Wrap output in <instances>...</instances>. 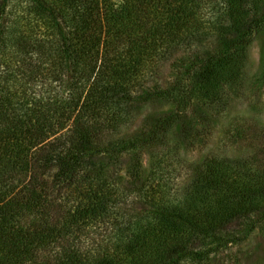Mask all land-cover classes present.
Segmentation results:
<instances>
[{"label": "trees", "instance_id": "16d2710c", "mask_svg": "<svg viewBox=\"0 0 264 264\" xmlns=\"http://www.w3.org/2000/svg\"><path fill=\"white\" fill-rule=\"evenodd\" d=\"M262 28L264 0H0V264H232L264 227L263 161L190 165L177 200L158 149L175 126L208 142L192 113L228 105Z\"/></svg>", "mask_w": 264, "mask_h": 264}, {"label": "rangeland", "instance_id": "374dc122", "mask_svg": "<svg viewBox=\"0 0 264 264\" xmlns=\"http://www.w3.org/2000/svg\"><path fill=\"white\" fill-rule=\"evenodd\" d=\"M168 76L169 70L165 68L157 79L158 83L167 82ZM235 90L237 93L233 94ZM230 91L228 105L211 108V106L205 107L200 102L192 113L194 119H197L203 112L209 114V122H212V126L206 144L188 149L181 142V130L177 126L166 134L165 141L168 144L166 143V146L158 150L168 153L166 157L168 160L163 161L162 166H165L167 170H173L171 197L177 200L186 197L188 186L191 183V177H187L188 166L201 164L210 156L228 159L252 157L257 161H263L259 168L264 166L262 153L264 151V28L246 47L241 80ZM171 107L163 101L146 104L136 114L134 122L123 131L124 136L131 135L144 127L155 116ZM202 125L208 126L207 122ZM243 127L251 130L247 136L240 137ZM149 161V155L144 156L143 171L145 174L149 171ZM255 167H258V164ZM113 168L119 169V172L128 178L129 158L126 157L120 163L114 164ZM236 224V222L233 223L229 228L235 227ZM90 230L88 228L85 231L83 237L85 243L96 237V234H92ZM101 231L103 232V230H96L97 235L101 234ZM104 237H106L105 234ZM227 254L232 264H264V227H259L248 239L232 246L225 256ZM213 264L221 263L216 259Z\"/></svg>", "mask_w": 264, "mask_h": 264}]
</instances>
